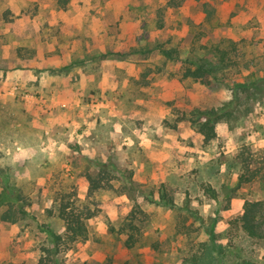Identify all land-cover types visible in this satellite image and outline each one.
I'll return each mask as SVG.
<instances>
[{
    "label": "rangeland",
    "instance_id": "374dc122",
    "mask_svg": "<svg viewBox=\"0 0 264 264\" xmlns=\"http://www.w3.org/2000/svg\"><path fill=\"white\" fill-rule=\"evenodd\" d=\"M57 1L0 0V213L26 211L0 264H263L238 218L259 200L264 220V0ZM196 108L222 113L209 141Z\"/></svg>",
    "mask_w": 264,
    "mask_h": 264
},
{
    "label": "trees",
    "instance_id": "16d2710c",
    "mask_svg": "<svg viewBox=\"0 0 264 264\" xmlns=\"http://www.w3.org/2000/svg\"><path fill=\"white\" fill-rule=\"evenodd\" d=\"M68 0H58L60 6H65ZM171 2H173L171 0ZM160 52L167 58H178L177 52L170 48L160 47ZM226 52L220 53L221 60L225 58ZM184 69L182 71V77H192L199 79L202 83L208 84L211 82V76L215 71V68L211 65L202 62L188 63V61H182ZM222 117L217 109L201 110L199 108L194 109L191 112L189 120L191 124L197 128L202 134L205 141H209L216 136V122ZM1 171V170H0ZM255 173L246 175L245 173L239 176V181H249L254 178ZM91 182L90 190H95L99 187V182L92 176H88ZM263 204L259 200H247L244 202L243 211L238 218L239 226L241 230L249 237L252 238H264V220L262 216ZM25 210L22 205L14 207L12 203H7V207L0 213V220L15 222L19 217L25 214ZM58 214L64 221L65 233L64 237L69 241L83 240L87 236V228L85 219L90 216L91 213H84L83 209H78L76 206H72L69 203H62L58 206ZM130 228H135V225L131 224ZM56 242L62 240L61 235H54ZM136 242L134 233H128L126 239L127 246L131 247ZM210 249V248H209ZM206 257H213L211 249L207 252ZM43 257H40L39 264L42 263ZM264 264V263H263Z\"/></svg>",
    "mask_w": 264,
    "mask_h": 264
}]
</instances>
